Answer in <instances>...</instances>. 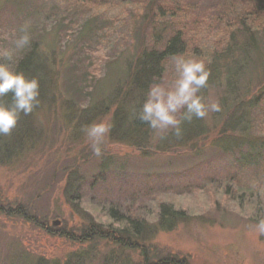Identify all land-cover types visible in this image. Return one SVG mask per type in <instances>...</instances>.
<instances>
[{"label":"rangeland","instance_id":"374dc122","mask_svg":"<svg viewBox=\"0 0 264 264\" xmlns=\"http://www.w3.org/2000/svg\"><path fill=\"white\" fill-rule=\"evenodd\" d=\"M204 1L210 4L227 1L226 12L215 10L213 19L208 7L202 23L197 17L192 20L189 15L186 19L183 18L186 15H181L180 19L191 28L192 46L182 45L179 53L164 61L153 83L167 86L174 82L177 58L194 57L206 65L214 56L216 60L222 57L219 51L228 42L227 31L240 25L238 13L252 15L244 18L246 24L253 20L257 25L264 23L261 6L264 0H173V4L186 7L193 2L200 8ZM159 3L163 2L96 0L79 5L82 3L75 0H0V47H11L2 38L4 33L25 22L29 24L31 40L38 39L41 49L47 46L44 35L49 27L59 26L54 24L55 20H62L63 26L70 30L62 28L57 32L55 41L61 48L66 44L68 50L64 55L59 52L57 62L53 59V64L49 62L55 68L57 96L53 104L57 112L51 114L45 107V115H38L42 118L39 120L44 129L42 137H30L34 133L26 126L30 139L26 140L25 148L12 155V159L0 162L3 201L14 206L27 205L40 221L39 224L37 220L0 213V264H13V259L20 262L26 259L29 264L28 261L40 256L51 260L50 263L56 260L64 264L71 254L72 262L80 264H156L162 256H176L185 264H264V234L256 227L258 220L264 218V145L259 144L262 140L264 143V101L248 106L244 110L247 115L237 114L240 118L237 128L251 125L254 132L250 135L255 136L241 141V131L228 127L235 116L229 113L250 91L264 83V51L248 69L235 72L229 86L224 79L213 80L201 90L205 102L219 103L221 110L209 111L203 119L194 118L195 122H184L182 126L193 131L185 137L189 139L185 143L172 140L171 133L161 138V133L151 129L146 139L140 141L121 131L113 134L110 131L101 146L103 154L97 157L82 131L83 126L94 121L103 120L112 126L117 110L125 111L126 105L128 112L130 105H138V99L140 105L144 101L149 87L145 93L139 85L136 87L131 80L134 73L127 76L125 66L128 58L130 69H135L134 58L153 45L149 10ZM230 6L238 13L230 12ZM184 10L181 7L183 13ZM85 17L91 20L93 28H98L95 43L99 51L94 55L99 65L88 69L91 74L85 84L82 82V91L75 92L79 82L72 83V78L84 69L74 68L81 65L79 61L84 55L73 56L76 50L72 45L79 36L78 25ZM200 24L201 33L197 34ZM136 25L143 34L148 33L142 47L138 46ZM260 31L264 36L263 27ZM207 45L216 48L218 55L207 53ZM22 51L13 58V66ZM108 63L113 64L107 66ZM118 83L123 87L116 90L109 107L96 110L94 116L79 118L89 98L107 95ZM73 91L76 96H72ZM70 96L77 100L76 115L75 104L70 108L73 105ZM65 104L68 114L61 110ZM71 127L77 133L75 137L71 136ZM247 133L242 132L244 137ZM253 142L263 148L251 147L249 144ZM70 177L75 184L66 190ZM163 205L177 210L171 226H158ZM110 206L144 221L143 233L131 236L132 246H124L123 236V247L114 242L111 232L121 225L107 216ZM54 220L58 222L53 223ZM90 229H96L98 234L107 233L105 237L96 234L89 240ZM12 256L15 258L10 261Z\"/></svg>","mask_w":264,"mask_h":264},{"label":"trees","instance_id":"16d2710c","mask_svg":"<svg viewBox=\"0 0 264 264\" xmlns=\"http://www.w3.org/2000/svg\"><path fill=\"white\" fill-rule=\"evenodd\" d=\"M77 3H82L79 5H84L85 3H96V0H75ZM153 1H160V0H153ZM163 3H159L156 5H153V9H150L149 12L152 16L151 24L149 23V27L151 29V38L153 39V45L147 49L144 50L143 54H140L138 57L134 58L133 66L135 69H130L131 62H129L130 59L127 58L128 63L126 64L125 73L127 76H130V74L134 73V76L131 78L134 85L137 87L138 85L143 89L142 92H146L147 87L150 86V84L153 83V77H159L162 69L160 67L163 65L164 61H168L170 57L175 55L176 53H179L180 47L182 45H186L188 47H191V40L192 37L190 36L191 28L188 24H186L180 17L183 16L184 19L186 17H189L193 20L195 17H197L201 23L202 20L204 21V13L206 8L210 7L209 10L211 11L210 16H213L214 19V11H220V12H226V5L227 1L220 2H213V4L206 3L204 1V6L197 8V6L193 3H187L186 7L182 6L180 4H173V0H161ZM259 1V0H257ZM230 2V1H228ZM256 5H259V2H256ZM261 6L264 7V1L261 4ZM181 7L185 8V13L181 11ZM80 9L84 10V7H81ZM230 12L236 13V10L233 9L232 6L229 7ZM182 12V13H181ZM209 17V16H208ZM251 18L252 15L250 13H244L239 14L238 13V20L240 25L236 28H231L227 31L228 33V42L225 44V47L221 49L219 52L223 54L222 57L218 58L216 60L215 56L212 58V60H209V62L206 63V67L210 72L208 84L213 80H225L227 81L226 85L229 86L231 84L230 80H234L235 72L242 71L243 69H248L249 65L251 63L255 62L256 58H260V54H263L264 51V36L261 34L260 28L263 27L264 30V23L263 24H255V20L251 22L250 24H246L244 22V18ZM143 18V22H144ZM89 19L85 17V20H82L81 25L79 24L78 28V39H76L72 45V48H75L76 52L73 54V56L77 55H84L83 59L79 61L81 64L80 66L75 67L74 69H84L81 71L80 75H75L72 79V83H78V88H74L75 92L82 91L81 88L83 87L82 82L85 84L84 80L88 75H90V71L88 72V69H96L97 65H99V59L94 55L97 53L98 45H96L95 42L97 41L98 34V28L92 27V24H90ZM54 24H59L58 27H53L54 25L50 26L48 29V32L44 35L45 41H47L46 45H44V48L41 49V43L38 39L31 40L30 46L26 47L22 51V55L18 58V61L13 66L15 70L22 71L26 76L28 77H37L40 82V103L37 107L33 109V112L29 115H23L21 114L20 119L18 121V124L16 128L12 131L11 135L8 136H0V162L3 160H6L7 158H13L12 155L18 153L19 150H23L25 148V142L29 138V131L27 130L26 126H30L29 129L31 132L34 133V135H31L32 138H39L42 137L44 129L42 128V124H40L39 120H42L40 116L45 115V107L49 108L48 110L51 114L56 113L57 109L55 108L53 104V98H55L57 95L55 93V84L57 81L54 79V72L52 67L50 65V61L57 62L58 57L61 54L64 55V51L68 50L66 44L62 45L63 48L60 47V43L55 41V38L57 37V32H59L60 29L64 28L65 31H70L66 29L63 26L62 20H55ZM62 26V27H61ZM52 27L54 29V32L52 30ZM61 27V28H60ZM137 30V41L138 46L142 47L145 45L144 37L148 35V33L143 34L141 30L139 29V25H136ZM201 24L198 26V30H196L197 34L201 33ZM194 29V28H193ZM50 32V35H49ZM234 33H237V35L234 36ZM239 34L241 36H239ZM86 37V39H84ZM44 41V42H45ZM101 42V41H100ZM65 46V47H64ZM209 45L205 46V49L207 48V53L218 55L216 53V48L208 47ZM199 48V47H198ZM202 48V47H201ZM185 51V50H184ZM85 52L86 56H85ZM93 53V54H92ZM180 53H183L181 51ZM93 55V57H89V55ZM258 55V57H256ZM77 57H72L73 59H77ZM41 59L39 63H36L35 60ZM88 58V59H87ZM98 60V61H97ZM52 61V64H53ZM254 61V62H253ZM118 62H116L117 65ZM40 64V65H38ZM113 63H108L107 66H111ZM39 68V66H41ZM115 66V65H114ZM119 66V64H118ZM52 67V69H51ZM113 67V66H112ZM111 69V67L109 68ZM132 70V73H131ZM79 76H82L81 78H78ZM92 76V75H91ZM109 76V74H108ZM125 76L124 78H128ZM78 78V79H77ZM67 84H70V87L72 85L71 81H68ZM76 79V80H75ZM149 80V81H148ZM119 81V80H118ZM207 84V87H208ZM51 86V89H50ZM48 87V88H47ZM122 84H117L114 86V90L110 91L107 95H100V96H94L92 98H89V103L82 108L81 114L79 115V118L83 116H94L96 110H104L107 107H109V102L112 100L113 96L115 95L116 90H120L122 88ZM102 88V86H98V89ZM106 88V87H105ZM104 88V89H105ZM50 89V92L48 93ZM78 89V90H77ZM94 89H97L96 86H94ZM74 91L72 92L74 96ZM76 96V94H75ZM71 97V96H70ZM78 97V96H77ZM142 98V97H141ZM144 98V97H143ZM5 102H10L11 100V94L9 93L8 96L4 98ZM73 102V105H71V109L75 104V115H76V102L73 97L69 99ZM264 101V83L258 87H256L254 90L250 91L244 100L237 104L235 109L232 110L231 115H235L230 120V129H238L241 131L240 140H245L244 138L253 137L255 135H250V133H253L251 125H249L248 128H237V124L239 122L240 118H237V114L239 115H247V112L244 111L246 108L252 105H259L260 102ZM236 102V101H235ZM130 103L132 104V101L130 100ZM237 103V102H236ZM235 103V105H236ZM43 104V105H42ZM137 103H134L130 105V109L128 112L126 111V105H124L125 111H121L124 113H121L120 110H117L113 115V129H111V134H113L115 131L122 132L125 135H128V137H132L133 139H136L137 141H140L142 139H146V136H148V131L150 128L143 124L138 119L133 118V111H138L140 106V101L138 99V105ZM134 105V106H133ZM264 105V104H263ZM42 106V107H40ZM253 106V107H254ZM61 110L63 113L68 114L69 112L68 106L65 104ZM119 112L121 116H119ZM126 112V113H125ZM126 115V116H125ZM195 122V120H193ZM245 123V122H244ZM246 124V123H245ZM116 125L118 126L117 128ZM245 126V125H244ZM183 127V136L182 138H175L174 135H171V139L174 141H179L182 143V141L185 143L189 139L185 138L192 134L191 127ZM114 130V131H113ZM70 131H72L71 136L75 137L77 133L75 132L74 128H70ZM242 132H248L247 136L244 137ZM264 139V138H263ZM251 140H249L250 142ZM263 141V140H262ZM260 141L259 144L264 143ZM258 143V142H257ZM255 142L249 144L253 145L255 148H263L262 146H259ZM261 152V151H259ZM252 154V153H251ZM251 159V158H250ZM249 159V161H250ZM72 165V164H71ZM73 166V165H72ZM75 177V175H74ZM71 177L69 179V183L66 185V190H69L70 187H74L75 181H71ZM69 194H71L69 192ZM25 205V204H24ZM30 209L27 207V205L23 206L21 203H19L17 206H14V203H8L4 202L2 198V194L0 193V213H3L4 215H17L19 217L23 218H29L33 221H36L40 224V221L36 214H31ZM107 216L111 217V220L114 222L119 223L120 227L113 228L112 238L115 243L122 244V236L124 237V246L129 247L132 246L130 243L131 236H140L139 234L143 233L144 227V221L140 219H136L133 214H127L124 212H121V210L117 207L110 206L107 209ZM177 210L174 208L164 205L161 207V210L159 211V221L158 226L164 227L166 225L171 226L174 223L175 217L177 216ZM92 231L95 233L92 234ZM88 237L87 239L91 240L97 235H100L102 237L106 236L107 232H103L101 234H98L96 229H90V231H87ZM121 239V240H120ZM143 247V252L146 255L145 247ZM16 254V253H15ZM105 255V254H104ZM15 256V255H14ZM12 256L10 258V261L12 258H15ZM26 261V259H24ZM19 261L17 259H13V264H27L25 261ZM51 261V260H50ZM50 261L43 256L38 257L36 260H30L29 264H60V262ZM80 261H75V263L72 262V254L69 255L66 259L64 264H80ZM148 264V262H146ZM156 264H185L183 261H181L176 256H162L156 261Z\"/></svg>","mask_w":264,"mask_h":264},{"label":"clouds","instance_id":"9594fccd","mask_svg":"<svg viewBox=\"0 0 264 264\" xmlns=\"http://www.w3.org/2000/svg\"><path fill=\"white\" fill-rule=\"evenodd\" d=\"M4 40L11 47H0V136L11 135L21 114L29 115L40 103V82L37 77H28L13 67L16 54L30 46L29 24L25 22L18 29L4 33ZM176 79L171 85L152 83L139 110L133 111V118L147 125L151 130L164 135L171 133L182 138L184 122L203 119L209 111L219 112V103H206L201 90L207 87L210 72L203 60L196 58L175 59ZM11 94L10 102L4 98ZM106 121H94L82 127L91 143L95 156H102V144L111 131ZM264 234V218L256 225Z\"/></svg>","mask_w":264,"mask_h":264},{"label":"water","instance_id":"95a60500","mask_svg":"<svg viewBox=\"0 0 264 264\" xmlns=\"http://www.w3.org/2000/svg\"><path fill=\"white\" fill-rule=\"evenodd\" d=\"M58 221L57 220H54L53 223H57Z\"/></svg>","mask_w":264,"mask_h":264}]
</instances>
